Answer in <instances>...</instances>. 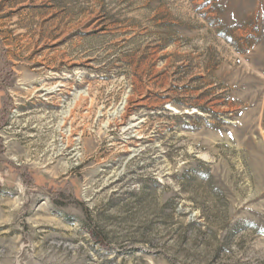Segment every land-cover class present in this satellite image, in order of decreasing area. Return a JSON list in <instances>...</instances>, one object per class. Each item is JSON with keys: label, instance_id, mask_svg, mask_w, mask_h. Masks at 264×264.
<instances>
[{"label": "rangeland", "instance_id": "374dc122", "mask_svg": "<svg viewBox=\"0 0 264 264\" xmlns=\"http://www.w3.org/2000/svg\"><path fill=\"white\" fill-rule=\"evenodd\" d=\"M0 264H264V0H0Z\"/></svg>", "mask_w": 264, "mask_h": 264}]
</instances>
